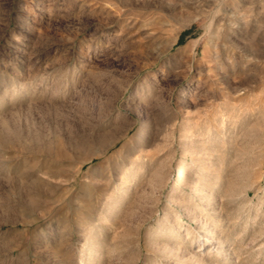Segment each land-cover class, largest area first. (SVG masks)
<instances>
[{"label": "rangeland", "instance_id": "obj_1", "mask_svg": "<svg viewBox=\"0 0 264 264\" xmlns=\"http://www.w3.org/2000/svg\"><path fill=\"white\" fill-rule=\"evenodd\" d=\"M186 261L264 264V0H0V264Z\"/></svg>", "mask_w": 264, "mask_h": 264}, {"label": "bare ground", "instance_id": "obj_2", "mask_svg": "<svg viewBox=\"0 0 264 264\" xmlns=\"http://www.w3.org/2000/svg\"><path fill=\"white\" fill-rule=\"evenodd\" d=\"M187 162L185 161L184 162V164L183 165H181L180 166V168L178 169V171L176 172V175H175V177H176V181L179 183V182H181V181H184V182H182V186L183 185H187V180H188V178H189V173H188V167H187ZM190 185H189V188H191V190L193 191V193H195V194H202V196H200V197H202V199L205 201V202H203L204 203V208H203V210H202V212L201 213H203V217L204 216H207V215H212L213 216V218H212V220L210 221V222H214L213 223V226H212V230H211V234H209V235H206V236H200V238L198 239V242H197V247H198V251L199 252H201L202 254H204V255H207V254H211V253H213V252H216V253H224L225 251H226V248H227V245H226V242H225V240H220L219 241V239H218V236H217V234H221L220 233V231H219V227H218V225L221 223L220 221V219L221 218H219L220 216H222V214H223V212H222V210H221V208H220V201H219V199H218V197H217V195H214V201H210V195H212L208 190H206V189H202V187L200 186V183H199V181L198 180H195V181H191V178H190ZM175 188V185H173L172 186V188H171V190H173ZM212 191V190H211ZM213 198V197H212ZM201 216V215H200ZM211 217V216H210ZM206 218V217H205ZM16 219V218H15ZM14 220V219H13ZM12 220V221H13ZM15 222L17 221V220H14ZM21 221V220H20ZM7 222V221H6ZM8 222H10V221H8ZM14 222V223H15ZM208 222V220H206V219H204L203 220V225L205 226L206 225V223ZM220 222V223H219ZM11 223V222H10ZM13 223V222H12ZM27 223V222H26ZM21 225V224H20ZM23 225V224H22ZM15 226H16V224H15ZM14 227V226H13ZM17 227V226H16ZM25 227H27V226H25ZM29 227V226H28ZM17 229V228H16ZM22 229V228H21ZM23 230V229H22ZM17 232H19V231H17ZM20 234H22V232H20ZM14 235V234H13ZM15 236H16V234H15ZM15 236H14V238L13 239H16V238H18V237H16L15 238ZM17 241V240H16ZM173 241V240H172ZM175 241V240H174ZM17 243V242H16ZM7 244V243H6ZM25 244V243H24ZM173 245V244H172ZM170 248H171V246H169ZM175 247V246H174ZM11 248H12V246H11ZM15 248V247H14ZM18 248V247H17ZM167 249V248H166ZM165 249V250H166ZM173 249V248H172ZM12 251H13V249H12ZM170 251V250H169ZM169 251H165L166 253H168ZM184 252V251H183ZM164 253V252H163ZM165 253V254H166ZM169 253H171V252H169ZM180 253V252H179ZM163 255V257H165L164 256V254H162ZM175 255V254H174ZM183 255V254H182ZM186 255V254H185ZM184 255V256H185ZM167 256V255H166ZM198 258H200L201 260H205V258H203L202 256H200L199 254H197L196 255ZM172 258H173V256H171ZM170 257V258H171ZM176 257H181L180 255L179 256H176ZM187 257H189V256H187ZM193 257H195V255L193 256ZM192 258V257H191ZM174 259H175V257H174ZM177 259V258H176ZM187 259V258H186ZM196 259V258H195ZM180 260H181V258H180ZM194 260V259H193ZM201 260H200V262H201ZM172 261H173V259H172ZM176 261V260H175ZM183 261V259L181 260V262ZM199 261V260H198ZM206 261V260H205ZM178 262V261H177ZM176 262V263H177ZM187 262V261H186ZM167 263V262H166ZM169 263H171V261L169 262ZM174 263V262H173ZM179 263V262H178ZM183 263H184V261H183ZM206 263V262H205ZM168 264V263H167ZM182 264V263H181ZM185 264H189L188 262L187 263H185ZM191 264V263H190Z\"/></svg>", "mask_w": 264, "mask_h": 264}]
</instances>
